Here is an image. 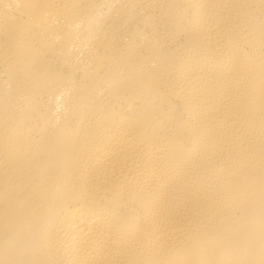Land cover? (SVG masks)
<instances>
[{
    "label": "bare ground",
    "instance_id": "1",
    "mask_svg": "<svg viewBox=\"0 0 264 264\" xmlns=\"http://www.w3.org/2000/svg\"><path fill=\"white\" fill-rule=\"evenodd\" d=\"M0 264H264V0H0Z\"/></svg>",
    "mask_w": 264,
    "mask_h": 264
}]
</instances>
